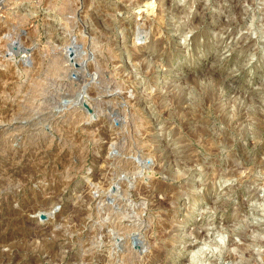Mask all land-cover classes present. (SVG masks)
Listing matches in <instances>:
<instances>
[{
    "label": "rangeland",
    "instance_id": "1",
    "mask_svg": "<svg viewBox=\"0 0 264 264\" xmlns=\"http://www.w3.org/2000/svg\"><path fill=\"white\" fill-rule=\"evenodd\" d=\"M0 264H264V0H0Z\"/></svg>",
    "mask_w": 264,
    "mask_h": 264
},
{
    "label": "water",
    "instance_id": "2",
    "mask_svg": "<svg viewBox=\"0 0 264 264\" xmlns=\"http://www.w3.org/2000/svg\"><path fill=\"white\" fill-rule=\"evenodd\" d=\"M74 50H75V48L74 47H72V46H70L69 48H68V53H69V55H70V57H73V52H74ZM39 216L40 217H45V213L44 212H39ZM216 239L218 240V242H222L223 241V239H224V236L223 235H219V234H216ZM139 238L137 237V236H133V238H132V242L134 243V245L135 246H139ZM141 248V247H140ZM141 250V249H140ZM191 257H194V254H192V256Z\"/></svg>",
    "mask_w": 264,
    "mask_h": 264
},
{
    "label": "bare ground",
    "instance_id": "3",
    "mask_svg": "<svg viewBox=\"0 0 264 264\" xmlns=\"http://www.w3.org/2000/svg\"><path fill=\"white\" fill-rule=\"evenodd\" d=\"M149 4V3H148ZM193 261V260H192Z\"/></svg>",
    "mask_w": 264,
    "mask_h": 264
}]
</instances>
